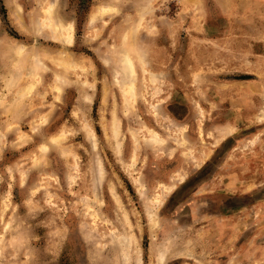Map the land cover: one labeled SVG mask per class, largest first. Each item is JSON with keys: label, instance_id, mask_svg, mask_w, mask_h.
<instances>
[{"label": "rangeland", "instance_id": "rangeland-1", "mask_svg": "<svg viewBox=\"0 0 264 264\" xmlns=\"http://www.w3.org/2000/svg\"><path fill=\"white\" fill-rule=\"evenodd\" d=\"M112 236L264 264V0H0V264H111Z\"/></svg>", "mask_w": 264, "mask_h": 264}, {"label": "bare ground", "instance_id": "bare-ground-1", "mask_svg": "<svg viewBox=\"0 0 264 264\" xmlns=\"http://www.w3.org/2000/svg\"><path fill=\"white\" fill-rule=\"evenodd\" d=\"M55 7V2L51 3L48 8L46 10H44V18L42 21V24L40 23V25L37 27V32L41 33L44 32L45 30H47L49 32V35L51 36L52 39H54L57 42L63 43V44H67V45H72L74 42V26L72 24L70 25H63L62 23H60L59 21H56L54 18V14H53V10ZM56 8V7H55ZM57 9V8H56ZM114 10V9H112ZM104 11H107L105 9H101V10H97L94 14L91 15L90 18V24H94L97 20L102 18V15L104 13ZM115 12V11H114ZM38 24V23H37ZM37 33V34H38ZM19 48V49H18ZM17 50H14L15 55L17 54V56L21 57L23 55V53L26 51L25 47H18ZM15 49V48H14ZM126 54V53H125ZM13 57V56H12ZM18 57V59H19ZM37 58V57H36ZM68 58V57H67ZM17 59V60H18ZM38 59V58H37ZM131 59V58H130ZM129 57L126 55L123 57L122 63L125 67L126 73L129 75L128 77L131 78V84L127 87V90L124 91V96L127 97L129 95V97L133 94V90L135 89L134 86V82H135V70H134V66L132 64V62L130 61ZM38 61V60H37ZM63 61V60H62ZM69 61V60H68ZM59 62V61H58ZM64 62V61H63ZM72 63V62H71ZM70 64V63H69ZM76 65V64H75ZM76 67V66H75ZM81 67V66H80ZM42 69H46V68H42ZM71 69V68H70ZM74 69V68H72ZM77 69V68H76ZM86 69V68H85ZM69 70V69H68ZM122 70V68H121ZM65 71V70H64ZM124 71V69L122 70ZM122 75H119V77ZM57 77V76H56ZM61 78V77H60ZM119 79V78H118ZM123 80V79H122ZM61 81V80H60ZM118 82V81H117ZM120 82V81H119ZM122 82V81H121ZM57 83V82H56ZM86 83V82H85ZM84 83V84H85ZM62 84V83H61ZM87 84V83H86ZM85 84V85H86ZM64 85V84H62ZM128 85V84H127ZM93 88V87H92ZM91 88V89H92ZM124 88V87H123ZM134 88V89H133ZM58 89V88H56ZM60 93V92H59ZM123 96V97H124ZM87 97V96H86ZM85 97V98H86ZM124 97V98H125ZM134 98V97H133ZM89 99V97H88ZM129 100V99H128ZM131 100V99H130ZM84 101H86L84 99ZM127 101V99H126ZM125 101V102H126ZM128 103V101L126 102ZM129 105V104H128ZM119 126L116 124L112 125V131L114 133V137H116L118 135L119 132ZM91 132V131H90ZM112 134V133H111ZM89 135L92 137H94V134H90ZM118 138V137H117ZM152 138V137H151ZM153 140L159 141V138L157 135H153ZM61 139L59 138H55L52 140V144L55 145H59L61 143ZM146 142V141H145ZM158 144V143H157ZM156 144V145H157ZM184 144V143H183ZM116 145V144H115ZM60 146V145H59ZM47 147V146H46ZM117 147V146H115ZM116 151V150H115ZM101 165V163H100ZM99 173L102 172L101 167H99L98 169ZM100 175V174H99ZM101 177V176H100ZM114 194V193H113ZM119 202V201H118ZM119 204V203H118ZM125 221L129 226L128 223V218L125 215ZM127 226V225H126ZM134 238L132 236H128V237H113L111 238V250L116 254L115 260H113L111 262V264H132L133 262L135 264H139L141 259H140V251L138 250V248L135 247V245L133 243H135V241H133ZM165 258V253L164 252H160L159 254V259L160 262L162 263L163 260ZM164 263V262H163Z\"/></svg>", "mask_w": 264, "mask_h": 264}]
</instances>
